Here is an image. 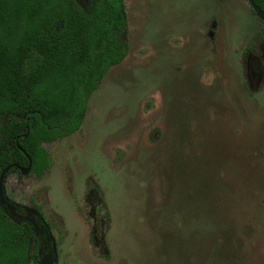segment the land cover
Returning <instances> with one entry per match:
<instances>
[{"label": "rangeland", "instance_id": "rangeland-1", "mask_svg": "<svg viewBox=\"0 0 264 264\" xmlns=\"http://www.w3.org/2000/svg\"><path fill=\"white\" fill-rule=\"evenodd\" d=\"M126 8L128 55L81 130L6 195L46 218L58 264H264V25L243 0Z\"/></svg>", "mask_w": 264, "mask_h": 264}, {"label": "trees", "instance_id": "trees-1", "mask_svg": "<svg viewBox=\"0 0 264 264\" xmlns=\"http://www.w3.org/2000/svg\"><path fill=\"white\" fill-rule=\"evenodd\" d=\"M128 28L125 0H0V176L29 160L44 176V145L81 130L91 96L128 55ZM35 244L32 225L0 205V264H38Z\"/></svg>", "mask_w": 264, "mask_h": 264}, {"label": "flooded vegetation", "instance_id": "flooded-vegetation-1", "mask_svg": "<svg viewBox=\"0 0 264 264\" xmlns=\"http://www.w3.org/2000/svg\"><path fill=\"white\" fill-rule=\"evenodd\" d=\"M243 1L246 2V5L248 7L249 4L247 3V1L246 0H243ZM125 2H126V0H125ZM249 8H250L251 13L254 15V17L257 18V16L255 15L254 11L252 10V8L250 6H249ZM257 20L262 25H264V23L262 21H260L258 18H257ZM210 34H213V32H210ZM254 43H256V41L252 42L250 45H254ZM250 45H248V44L245 45V49H244V51L242 53V57L244 59H246L244 57V52ZM263 56H264V53H263ZM247 62H248L247 75L249 76L251 73H253V75H255L256 71H254L253 68L252 69L250 68L251 65L249 67V64L252 63L251 56H250V59L247 60ZM251 77L252 76H249L250 79H251ZM50 161H51V158H50ZM29 164H30V160H29ZM50 166H51V164H50ZM27 168H18L17 167L18 172L14 173V174H11L9 176L19 175L21 177H27V176L30 177L31 175H33L37 179H41V178H38L36 175L31 173L32 168H31V171L27 175H23L22 174V170H25ZM11 169H12V167H11ZM48 171H46V173ZM8 173L9 172L6 173V176H7ZM46 173L44 174V176L46 175ZM6 176H5L4 183H3V193H4V197L7 200L8 204L11 206V210L8 209L7 207L3 206L4 209L6 210V212L10 215V217L16 223H18V224L28 223V224L32 225V227L34 229V233H35V238H36V244L35 245H36V249H37V252H38V264H41L42 260L44 258H46V259L50 258V259H52L54 261V264H58V262H57V249H58L57 247H58V244H57V241H56L55 237L53 236V233H52L51 228H50V224L48 223L46 218L42 214H40L35 208L28 207V206H25V205H20L19 203L14 202L12 199H10L6 195L5 190H4V185L6 183V179L9 177V176H7V177ZM93 191L94 190L89 192L90 193L89 200L92 197V193H95ZM98 201L100 203L102 202L101 200H98Z\"/></svg>", "mask_w": 264, "mask_h": 264}, {"label": "water", "instance_id": "water-1", "mask_svg": "<svg viewBox=\"0 0 264 264\" xmlns=\"http://www.w3.org/2000/svg\"><path fill=\"white\" fill-rule=\"evenodd\" d=\"M246 1L249 4V6L252 8V10L254 11L257 18L264 23V11L255 3L254 0H246ZM31 168H32V163L30 161L28 168L25 170H22V174L27 175L31 171ZM10 169L11 167L5 169L0 176V205L7 207L8 209L11 210V206L8 204L7 200L4 197V193H3L4 179H5L6 173L9 172ZM41 264H54V261L50 258L48 259L44 258Z\"/></svg>", "mask_w": 264, "mask_h": 264}, {"label": "crops", "instance_id": "crops-1", "mask_svg": "<svg viewBox=\"0 0 264 264\" xmlns=\"http://www.w3.org/2000/svg\"><path fill=\"white\" fill-rule=\"evenodd\" d=\"M246 3V2H245Z\"/></svg>", "mask_w": 264, "mask_h": 264}]
</instances>
